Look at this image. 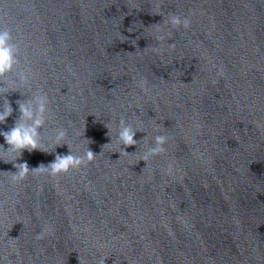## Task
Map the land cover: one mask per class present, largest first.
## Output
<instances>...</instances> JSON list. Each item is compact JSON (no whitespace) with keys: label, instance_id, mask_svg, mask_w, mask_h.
<instances>
[{"label":"water","instance_id":"water-1","mask_svg":"<svg viewBox=\"0 0 264 264\" xmlns=\"http://www.w3.org/2000/svg\"><path fill=\"white\" fill-rule=\"evenodd\" d=\"M168 13L190 28L171 29ZM0 17L18 44L7 79L30 68L52 116L40 130L50 153L24 150L16 163L67 155L51 141L61 127L74 153L91 140L97 154L15 186L0 161V264H264V0H0ZM5 98L2 131L30 93ZM121 118L142 130L129 155L115 142ZM159 134L166 152L145 167L143 138L153 146Z\"/></svg>","mask_w":264,"mask_h":264},{"label":"clouds","instance_id":"clouds-1","mask_svg":"<svg viewBox=\"0 0 264 264\" xmlns=\"http://www.w3.org/2000/svg\"><path fill=\"white\" fill-rule=\"evenodd\" d=\"M171 29L183 28L185 31L191 26V20L188 17H181L174 13H168L167 20L164 21ZM171 39L169 34L166 38L164 35L158 36V41H165ZM169 50L175 48V44H167ZM18 55V44L13 43V36L10 29L4 21L3 17H0V96H4V101L0 104V124H3L9 116L13 113V108L10 102L5 98L6 94L9 92H16L20 88H24L30 93V98L27 100H17V110L19 112V117L14 121L13 126L8 131L0 130V136L3 137L5 144L8 146L5 149L4 145H0V161L5 163H12L15 168L14 172H4L8 174L7 183L11 186L20 184L22 181L26 180L30 173H43L50 178H58L63 175L69 174L73 170H80L81 168H86L95 158L97 154L93 153L88 145L92 142L88 140L86 151L82 154H76L71 149L70 145L65 142L66 140V130L64 128H58L55 130L54 138L51 141L54 143V147L67 145L69 152L67 155H56L53 162L47 164H40L38 167L30 168L27 162L16 163L17 159L21 157L22 152L27 150L31 153L34 150H40L45 153H50L45 151L44 144L41 142L40 130L44 127L46 120L52 119L51 114L48 109V96L42 90L37 89L32 91L29 85V80L32 78V72L30 68H23L15 73L17 81H11L7 79L10 73H13L14 69L19 65L17 59ZM161 55L163 51L161 50ZM215 67V65H213ZM222 69L218 70V73L222 72ZM142 90L147 91L146 83L142 85ZM105 127L108 129L106 135L110 138L113 129L109 128L107 125ZM160 126L155 125L153 131H159ZM142 131L138 127H133L131 123L126 122L123 118L119 120L118 127L116 129V145L119 148V153L129 155L124 149L138 145V142L134 137L137 132ZM144 141V151L141 155L139 161L146 162L153 157L164 155L166 152L165 145L169 141L167 135L159 134L152 137L153 146H148V137L143 138ZM106 143V144H110ZM104 144V145H106ZM102 145V147L104 146ZM121 145L124 147L122 148ZM135 153V152H134ZM172 171L171 165L165 170V174H170ZM5 187V182H0V190ZM0 207H3V202H0ZM7 235V234H6ZM44 235V230L42 229L36 235V238L42 239ZM103 244H98L97 248H103ZM7 261V257H3ZM105 256H101L96 264H105ZM7 264H11L10 261Z\"/></svg>","mask_w":264,"mask_h":264}]
</instances>
